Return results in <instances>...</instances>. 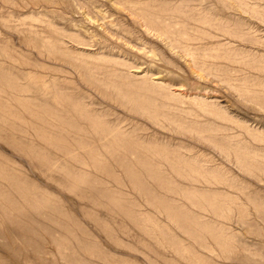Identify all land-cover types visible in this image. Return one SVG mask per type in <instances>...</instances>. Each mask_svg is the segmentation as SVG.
Listing matches in <instances>:
<instances>
[{"label": "rangeland", "instance_id": "obj_1", "mask_svg": "<svg viewBox=\"0 0 264 264\" xmlns=\"http://www.w3.org/2000/svg\"><path fill=\"white\" fill-rule=\"evenodd\" d=\"M139 1L138 14L145 10L161 15L163 24L187 34L186 44L197 61L213 65L209 75L197 79L187 57L149 31L123 0H0V72H10L21 87L45 89L39 92L32 87L18 101L0 84V170L17 180L0 175L4 192L0 203L16 204L22 212H13L12 224L0 204V261L72 264L69 259L77 255L80 264H264V172L240 169L246 163L264 166V0H245L250 6L258 5V14L227 13L217 0ZM197 4L214 13L226 12L228 19L197 14L193 10ZM226 30L233 34H225ZM218 41L229 44L217 47ZM101 56L109 60H100ZM104 68L127 73L129 81L108 80L122 85L130 97L104 89ZM224 69L234 70L222 73ZM162 82L166 95H176V100L163 98L151 86ZM148 83L151 87L144 88ZM245 87L253 92L247 95ZM72 104H78L77 111L69 107ZM80 112L130 134L134 139L125 150L155 148L160 155L149 151L144 158L131 155L125 161L132 168L128 171L122 157L116 162L107 153V146L95 142L92 148L100 155L87 154L86 144L91 147L101 133L80 120ZM60 116L82 122L80 132L86 136L80 143L77 129L61 123ZM195 131L219 138L216 143L224 152L214 141L196 140ZM226 151L232 154L225 157ZM143 160L159 168L177 189L160 188L144 171ZM188 164L199 172L189 175ZM176 166H186L187 171L179 174ZM19 187L38 193L49 205L41 212L31 208L15 191ZM6 197L14 204L5 203ZM211 200L223 208L211 206ZM162 201L180 207L200 226L221 231L224 238L218 241L196 226L201 233L198 239L170 218ZM26 215L35 218L28 216L29 221ZM46 219L55 220V225ZM16 223L29 226L30 231H18ZM52 226L55 231H47ZM53 231L65 251L63 258L50 242ZM32 240L46 241L49 255L34 258ZM7 241L15 256L4 248ZM68 247L75 248L72 254Z\"/></svg>", "mask_w": 264, "mask_h": 264}, {"label": "bare ground", "instance_id": "obj_2", "mask_svg": "<svg viewBox=\"0 0 264 264\" xmlns=\"http://www.w3.org/2000/svg\"><path fill=\"white\" fill-rule=\"evenodd\" d=\"M124 1V3L129 7V11L130 12H132V13H137L138 14V6H139V4H140V1L138 0H123ZM217 1H220L221 3H222V8H224L226 11H227V13H230V12H241V13H253V14H258L259 13V11H258V5L257 4H255V3H253V5H248V2L247 1H245V0H217ZM255 5V6H254ZM193 10L194 11H196L197 12V14H203V13H210V14H212L213 15V20H217V21H222V20H226V19H228L225 15V13L226 12H222L221 10L220 11H216L215 13L213 12V11H211L210 10V8L209 7H207L206 5H203V4H197L196 5V7H194L193 8ZM141 11V10H140ZM139 15V17H140V19H141V21H142V24L149 30V31H151V32H153L158 38H160L162 41H164L165 43H166V45L171 49V50H173V49H179L182 53H183V55L185 56V57H187V61H188V67H190L191 69H192V72H194L195 73V75H196V78L197 79H201L202 77H203V75L204 74H208L209 75V70L210 69H212V67H213V65H211V64H207V63H205V62H199V61H197V58L195 57V54H194V52H193V50L190 48V47H188L187 45L188 44H186V42L188 41V37H187V34L185 33V32H183V31H180V30H177V31H175L174 30V28L173 29H171V25L170 24H168V23H166V24H163V22L164 21H162L161 20V15L160 16H158V15H156V14H154V13H152V12H146L145 10L144 11H142L141 13H139L138 14ZM205 23H208V22H205ZM174 24H178V25H180V23L179 22H174ZM186 27V26H185ZM184 27V28H185ZM194 28H197V26H193ZM225 34H228V35H232L233 33L232 32H230V31H225L224 32ZM232 33V34H231ZM229 44V41L227 42V43H220L219 41L218 42H216L214 45L215 46H225V45H228ZM48 46V45H47ZM229 49H227V51L228 52H232V50L233 49H231V47H228ZM96 55V54H95ZM227 58H229V59H231V57L229 56V54L227 55ZM100 60H105V61H108L109 59L107 58V57H104V56H101L100 57ZM114 63L115 64H122V65H124V66H127V64H125L124 62H121V61H118V60H115L114 61ZM101 68V67H100ZM214 68H215V66H214ZM216 69V71H218V69L217 68H215ZM103 70H105V71H107V69H103ZM228 70H234V69H228ZM227 69H224V70H222L221 72L222 73H227L226 71H228ZM206 76V75H205ZM106 77H107V79H105L102 83H101V85L104 87V89L106 90V89H112L111 91H112V93H115L116 95H121V96H124V98L125 97H130V94H128L129 92H125V91H123L122 90V85H119L118 83H113V82H111V81H109L108 79L110 78V77H116V78H121V79H125L126 81H129L128 80V76H127V73H124V72H122L121 70H117L116 68H113V69H110V70H108L107 72H106ZM233 79V78H232ZM0 84H2V85H4V88L5 89H2V91L3 92H5L8 96H10L11 98H13L14 100H18V101H20L21 99H23L22 97L24 96V95H22V92H24V91H28V90H30V89H37V90H39V92L42 90V91H45V89L43 88V87H41V88H38V87H34V86H28V87H26V86H23V87H21L17 82H16V80L14 79V76L13 75H11V73L10 72H5V71H1L0 72ZM149 84V83H148ZM164 83L162 82V83H154V85L153 84H151V86L153 87H157L161 92H163V93H165V88H166V86H164L163 85ZM150 84L149 85H147V84H144V88H146V89H149L150 87ZM33 87V88H32ZM165 90V91H164ZM238 90V89H237ZM245 90H246V93H247V95L248 94H251V92H253V91H251V89H249V88H246L245 87ZM41 91V92H42ZM238 91H241V90H238ZM161 92H159V94L163 97V98H165V99H169V100H176V95H172V94H170V95H166V93L165 94H161ZM242 92V91H241ZM44 93V92H43ZM242 93H244V92H242ZM257 93V92H256ZM189 99H191V100H194L195 98H196V96L195 97H188ZM126 99V98H125ZM26 100V99H25ZM42 101H43V99H42ZM46 101V100H45ZM26 102H28V101H26ZM29 102H30V100H29ZM33 102V101H32ZM32 102H30V103H32ZM47 102H48V100H47ZM47 102H42V103H44L43 104V106L45 107L46 106V108L48 107L49 108V104L47 103ZM42 103L40 104V105H42ZM27 105V104H26ZM33 106H36V105H33ZM42 106V107H43ZM68 107V106H67ZM66 107V108H67ZM69 107L70 108H72V109H74V110H78L77 108L79 107L78 106V104H72V105H69ZM47 110H50V109H47ZM48 114V113H47ZM79 119L80 120H82V121H84V120H86L87 122H89V123H91L96 129H98L99 131H100V135L96 138V141H93V143H91L92 145H91V147H90V145H89V143L88 144H86V145H88L89 146V149H88V152H87V154L89 153V155H91L92 156V153L93 152H96V149H94V148H92L93 147V145H94V143L95 142H97V143H99V144H101V145H104V146H107V153L109 154V155H111V156H113V158L114 157H116V160H118L117 158H118V156L119 157H122V159L123 160H121L122 161V166L124 167L125 166V169H127L128 171H132V168L128 165V163L127 162H129L128 160H127V162H125L126 161V158H128L129 156H131V155H134V156H139V157H141V156H143V154L144 153H146V151H149L152 155H160V151L157 153V151L158 150H156L155 148L154 149H150V148H144V147H140V150L138 151V150H125L126 148H125V146H127V144H128V142H130V140H132V139H134L133 137H131V135L130 134H126L125 132H123L122 130H119V129H117L116 127L114 128V127H109V126H106V125H104L103 123H99V122H97V120H96V117L95 116H93V115H91V114H89V113H82V112H80L79 113ZM1 119V118H0ZM79 119H72V118H66V117H64V116H60L59 117V121L61 122V123H68L69 125H70V127L72 128V129H74V128H76L77 129V131H78V135H79V140H78V142L80 143L81 142V140H82V136L83 137H85L86 135L85 134H81V132L80 131H82V130H84V128L83 127H81L80 125H79V123H82V122H80V120ZM85 135V136H84ZM195 136L194 137H196V140H198V141H208V142H213V145L215 146V147H219V145H217V141H219L218 139L219 138H212V137H209V136H205V135H202V132L201 131H195V134H194ZM224 137H230V136H228L227 134H225V136ZM231 138V137H230ZM94 139V138H93ZM227 144H229V143H227ZM32 149V148H31ZM150 149V150H149ZM219 149L222 151V152H224L223 151V149L221 148V147H219ZM32 152H33V150H32ZM37 152V151H36ZM42 152V151H41ZM97 154H99L100 155V153L99 152H96L95 154H93V156H96L97 157ZM151 154H149V155H151ZM225 155V157H227V156H230L232 153H229V152H225L224 153ZM45 156V155H44ZM146 156V155H145ZM233 156H234V159L238 162V155L236 154V153H234L233 152ZM137 158V157H136ZM142 158H144V156L142 157ZM142 158L140 159V162H142ZM146 158H147V156H146ZM145 158V159H146ZM115 159V158H114ZM92 160L93 161H95V157H93L92 158ZM41 161H42V159H41ZM106 161V160H105ZM137 161H139V158H138V160ZM143 161H145V160H143ZM116 162H119V160L118 161H116ZM146 162V163H145ZM144 163H145V165H144V171L151 177V179H154L155 181H157V183H158V186L160 187V188H164V189H168V190H175V189H177V187L178 186H173V185H171L170 184V181L169 180H167V178H166V176L162 173V172H160V170H159V168H158V170H157V168L154 166V165H150L149 166V164H148V161H145ZM143 163V162H142ZM5 165H6V163H5ZM5 165H2L1 167H3V166H5ZM131 165V164H130ZM121 166V167H122ZM7 167V166H6ZM185 167L186 166H184V167H180V166H176L175 168H174V170L177 172V173H179V174H182L183 172H186L187 170L185 169ZM188 167H189V172H188V174L190 175V174H192V173H198L199 172V170H197L196 168H193L191 165H189L188 164ZM244 168V170L245 171H250V172H253L254 173V171L255 170H257V171H262V172H264V166H254V165H249V164H244V165H242V164H240V169H243ZM13 169V168H12ZM124 169V168H123ZM126 170V171H127ZM201 171V170H200ZM202 171H205V172H214L215 171V169H213V168H204ZM129 174H131L130 172H128ZM128 174V175H129ZM264 174V173H263ZM0 175L3 177H6V178H8V179H13L14 177L11 175V174H7L6 173V171H4V169L3 170H0ZM19 175V174H18ZM134 175H136V173L134 174ZM134 175H132V177H134ZM82 178H79L77 181L78 182H80V184L81 183H83V176H81ZM130 178H131V175L129 176ZM153 177V178H152ZM86 178V177H85ZM135 178V177H134ZM137 178V177H136ZM136 178H135V180H136ZM15 180H16V178H14ZM137 179H139V177L137 178ZM17 181V180H16ZM86 181H88V180H86ZM91 181V180H90ZM89 181V182H90ZM154 181V182H155ZM19 182H21V180L19 181ZM134 182V181H133ZM140 182V181H139ZM14 183V182H13ZM16 183V182H15ZM135 183V182H134ZM138 185L139 184H141V183H138V182H136ZM157 185V184H156ZM3 186V185H2ZM15 186V185H14ZM17 186H18V184H17ZM139 186H142V185H139ZM3 187H5L6 188V186H3ZM22 187V186H21ZM144 189V188H143ZM10 190V189H9ZM8 190V191H9ZM31 190V189H30ZM145 190H146V188H145ZM145 190H144V192H145ZM15 191H17L20 195L19 196H21V198L24 200V201H26V203H28V205L31 207V208H35L36 210H38V211H40V209H44V207L48 204V202H47V200L45 199V198H42V197H39L37 194H35V193H30V192H28V190H26V189H24V188H17V190H15ZM9 192H11V191H9ZM151 192V191H150ZM2 193L4 194V192L3 191H1V189H0V196L2 195ZM5 193H7V192H5ZM146 194H150V193H147V192H145ZM9 195H10V193H9ZM8 194H7V197L9 196ZM12 195H13V193H12ZM12 195H10V196H12ZM4 198L5 200H4V202L5 203H8V204H14V203H12V202H10L8 199H10V198ZM13 197V196H12ZM12 197H11V199H12ZM3 198V197H2ZM21 198H20V200H21ZM115 199V198H114ZM117 199V198H116ZM116 199L114 200L115 202H117L118 203V201H116ZM19 200V199H18ZM19 200V201H20ZM12 201V200H11ZM15 201V200H14ZM3 202V203H4ZM10 202V203H9ZM17 202V201H16ZM21 202V201H20ZM18 203V202H17ZM116 203V204H117ZM121 203V202H120ZM1 204V203H0ZM119 204V203H118ZM161 204L162 205H164V206H162L163 208H165L168 212H169V216H170V218L173 220V221H176L177 222V224H180L181 225V227H185V228H187L188 230H189V233L191 232V234L192 235H195L198 239H200V237H201V233H199L198 231H197V229H196V226H198V227H201V228H205L206 230H207V232L209 233V234H211V236L212 237H214V239H216V240H218V241H220V240H222L223 238H224V234L221 232V231H219V230H216V229H212V228H209V227H207V226H205V225H201L200 226V224H197V223H195L194 221V219H195V217H193V216H190V215H187L185 212H183V211H181V208L180 207H176V206H170V205H167V203H164L163 201L161 202ZM200 204V203H199ZM2 205V207H1V210H3L4 212H5V216H6V219H7V221H9L10 223H14L15 222V220H16V218H15V220H12L13 219V212L14 213H16L15 211H18L19 210V212H21L20 211V209L17 207V208H15V206H18V205H14V207L12 206V205H9V207H6V206H3V204H1ZM20 205H22L21 203H20ZM49 205V204H48ZM47 205V206H48ZM210 205L211 206H215L216 205V208L217 209H221V208H223V204H219V202L217 203V202H215L214 200H211V202H210ZM23 207V206H22ZM50 207H53V205L51 206L50 205ZM117 207V206H116ZM48 208V207H47ZM35 209H34V211H35ZM46 209V208H45ZM50 209V208H49ZM49 209H48V211H45V213H49ZM51 210V209H50ZM55 210V208L53 209V211ZM170 210V211H169ZM24 211H28V210H24ZM32 211V210H31ZM33 211V212H34ZM44 211H42V212H44ZM61 210H59V212H60ZM19 212H18V214L16 215V216H18L19 215ZM29 212H30V210H29ZM41 212V211H40ZM39 212V213H40ZM52 212V211H51ZM62 212V211H61ZM22 213V212H21ZM34 213H37V211L36 212H34ZM30 214H32L31 212H30ZM21 215V214H20ZM37 215V214H36ZM43 215V214H42ZM45 215V214H44ZM48 215V214H47ZM51 214H49V216H50ZM29 215H26V218H28L29 219V217H32V215L31 216H29ZM40 216H41V214H40ZM46 216V215H45ZM20 217V216H19ZM25 217V216H24ZM34 218H35V216H33ZM32 217V218H33ZM47 218H48V216H46ZM51 217V216H50ZM50 217H49V219L48 220H50L51 221V219H50ZM23 218V216L21 217V219ZM25 218V219H26ZM64 218V217H63ZM20 219V218H19ZM24 219V218H23ZM37 216H36V221H37ZM53 219V218H52ZM32 221H33V224H34V220L33 219H31ZM43 220V219H42ZM41 220V221H42ZM47 219H46V221L44 220V222H46V223H49V224H53V221H54V224H53V226L55 225V220H56V218H55V220H52V223H50V222H47L48 221ZM6 221V222H7ZM18 221V220H17ZM16 221V222H17ZM21 221V220H20ZM29 221H30V219H29ZM38 221H40V220H38ZM37 221V222H38ZM22 222V221H21ZM44 222H42V223H44ZM59 222V221H58ZM24 223V222H23ZM31 223V222H30ZM36 223V222H35ZM62 223V222H61ZM64 223V222H63ZM189 223V224H188ZM39 224H41L40 222H39ZM15 226V228H18L19 230L18 231H22V230H20V229H24V230H29L30 228H29V226H25V224L24 225H22V223L19 225V224H14ZM44 225H46V224H44ZM48 225V224H47ZM58 225V224H57ZM56 225V226H57ZM59 225H60V223H59ZM58 225V226H59ZM187 225H188V227H187ZM31 226V225H30ZM34 227L36 226V225H33ZM37 226H39V225H37ZM36 226V228H38ZM41 226V225H40ZM39 226V227H40ZM43 226V225H42ZM41 226V227H42ZM51 226V225H50ZM53 226L52 227H50V228H48V230L47 229H44V230H47V231H51L52 229H53ZM33 227V228H34ZM49 227V226H48ZM60 227V226H59ZM58 227V230L59 229H62L63 230V228H59ZM32 228V227H31ZM43 228V227H42ZM46 228H47V226H46ZM52 228V229H51ZM64 228H66V226H64ZM68 228V227H67ZM35 229H33V231H34ZM40 231H41V229H39ZM43 230V231H44ZM54 230V229H53ZM67 230H69V229H66V231ZM71 230V229H70ZM11 231V230H10ZM30 231V230H29ZM32 231V230H31ZM55 231V230H54ZM50 232L49 233V235H48V233L47 232H45V233H47V234H45L44 232H42L43 234H45V235H48L49 236V238H50V242L54 245V248L56 249V252L59 254V256H61L62 258L64 257L63 256V254L65 253V251H64V253H63V251L61 250L62 248H61V246L59 245V243H58V241H57V239H58V235H54L53 233H57V232ZM13 232V231H12ZM63 232H65V231H63ZM10 233V232H9ZM14 233V232H13ZM22 233V232H21ZM26 233H27V231H26ZM37 233V232H36ZM28 234H32V233H30V232H28ZM34 234V233H33ZM59 234V233H58ZM69 234V233H68ZM35 235V234H34ZM34 235H31L32 236V238H33V236ZM39 235H40V233H39ZM69 235H71V232H70V234ZM21 236V235H20ZM36 236L37 235H35L34 237L36 238ZM47 236V237H48ZM60 236L61 235H59V238H60ZM63 234H62V237L61 238H63ZM72 236V235H71ZM70 236V238H72ZM1 237V236H0ZM23 237V236H22ZM25 237V236H24ZM41 238V237H40ZM39 238V240L40 241H42L43 239H40ZM43 238V237H42ZM3 239H4V237H3ZM74 239V238H73ZM73 239H71V241L73 240ZM2 240V239H1ZM6 240V239H5ZM26 241H27V239H25ZM25 240H24V242H25ZM30 240V239H29ZM35 240V239H34ZM38 240V239H37ZM62 240V239H61ZM33 241V240H32ZM31 241V242H32ZM34 242V241H33ZM2 243V242H1ZM26 243V242H25ZM34 243H36V242H34ZM34 243H33V245H34ZM45 243H46V241H45ZM44 243V244H45ZM26 244H29V242L28 243H26ZM42 244H43V242H42ZM40 244V243H36L35 245H34V247H32L33 245H31V243H30V246H31V248H33L32 249V253L34 254V258H38V259H42L43 258V256H45L46 254H48L49 252H50V250L49 249H47V247L43 244ZM25 245V244H24ZM3 246H4V248H6L7 250H9L10 251V254L12 255V256H15V250H14V248H12L13 246H12V243H11V241H7V242H5L4 244H3ZM66 246V245H65ZM65 246H63L62 245V247H65ZM74 246H75V244H74ZM73 246V247H74ZM70 247H72V246H70ZM70 247H68L67 249H69ZM29 248V247H28ZM64 249V248H63ZM66 249V250H67ZM73 250L75 249V248H72ZM72 250V251H73ZM71 251V249H69V251H68V254L69 253H71L70 252ZM67 252V251H66ZM73 253V252H72ZM71 253V254H72ZM78 254V253H77ZM49 255V254H48ZM65 255V254H64ZM74 255V254H73ZM18 256V255H17ZM66 256H68V255H66ZM71 256V255H70ZM75 256V255H74ZM60 257V258H61ZM71 258H73V259H69L70 260V262H72V264H80L79 262H78V256L76 255L75 257H71ZM76 258V259H75ZM69 262V261H68ZM6 264V263H4L3 261H0V264ZM25 263V262H24ZM9 264H18L15 260L13 261V262H10ZM28 264V263H27Z\"/></svg>", "mask_w": 264, "mask_h": 264}]
</instances>
